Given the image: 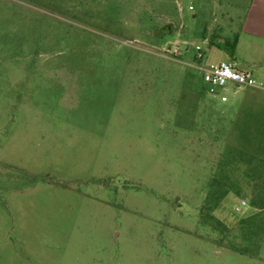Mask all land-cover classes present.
Masks as SVG:
<instances>
[{
    "label": "rangeland",
    "instance_id": "obj_1",
    "mask_svg": "<svg viewBox=\"0 0 264 264\" xmlns=\"http://www.w3.org/2000/svg\"><path fill=\"white\" fill-rule=\"evenodd\" d=\"M250 1L0 0V264H264V42L223 46Z\"/></svg>",
    "mask_w": 264,
    "mask_h": 264
},
{
    "label": "built area",
    "instance_id": "obj_2",
    "mask_svg": "<svg viewBox=\"0 0 264 264\" xmlns=\"http://www.w3.org/2000/svg\"><path fill=\"white\" fill-rule=\"evenodd\" d=\"M189 8L192 9L191 6ZM189 47L193 48L195 52L191 66L201 73L202 80L205 83L223 90L228 87L236 90L262 87V84L249 71L239 70L232 62L221 61L214 64H204L203 48L196 42L180 41L177 45H174L172 52L174 55L180 56L187 52ZM221 100L226 101V98L222 96ZM243 206H245V203L241 202L240 207L243 208Z\"/></svg>",
    "mask_w": 264,
    "mask_h": 264
},
{
    "label": "crops",
    "instance_id": "obj_3",
    "mask_svg": "<svg viewBox=\"0 0 264 264\" xmlns=\"http://www.w3.org/2000/svg\"><path fill=\"white\" fill-rule=\"evenodd\" d=\"M239 35L240 36H238L237 46L240 43V37L242 35H248L264 42V0L250 1L249 7L246 11L243 23L241 25ZM238 69L242 70L240 68Z\"/></svg>",
    "mask_w": 264,
    "mask_h": 264
},
{
    "label": "trees",
    "instance_id": "obj_4",
    "mask_svg": "<svg viewBox=\"0 0 264 264\" xmlns=\"http://www.w3.org/2000/svg\"><path fill=\"white\" fill-rule=\"evenodd\" d=\"M217 38H218V37H216L215 35H211V36L209 37V43H210L211 45L216 44ZM237 41H238V36L235 35L234 38H233V41H232V42L226 40V41L223 43V46L225 47V51H226L230 56L233 55V51H234V49L236 48ZM251 206H252L254 209H256V210L262 212V211L264 210V196H258L255 200H252V201H251ZM263 212H264V211H263ZM213 220H215V219H213ZM216 223H217L218 225H221L218 221H216ZM232 250H233V251H236V252H239V250H237V249H232ZM241 253H242V252H241ZM243 253H244V252H243Z\"/></svg>",
    "mask_w": 264,
    "mask_h": 264
}]
</instances>
